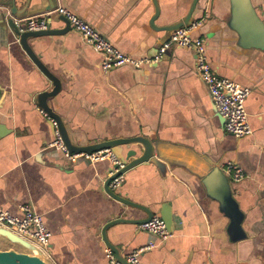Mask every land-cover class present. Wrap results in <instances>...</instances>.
<instances>
[{
	"label": "crops",
	"instance_id": "crops-1",
	"mask_svg": "<svg viewBox=\"0 0 264 264\" xmlns=\"http://www.w3.org/2000/svg\"><path fill=\"white\" fill-rule=\"evenodd\" d=\"M14 2L25 17L56 3L125 55L152 57L165 36L158 27L182 19L192 0H156L154 27L153 0ZM11 3L0 0V207L22 216L20 207L32 205L50 233L53 264H106L105 223L145 214L106 193L108 159L71 162L51 146L52 125L35 102L51 82L2 22ZM204 9L208 15L193 35L205 39L218 75L250 88V135L225 131L191 49L171 46L155 62L103 72L99 55L71 27L30 41L60 80L48 101L73 143L137 135L152 142L155 162L127 170L115 190L153 214L160 215L162 204L172 212L170 236L143 251L140 264H264V0H199L193 16ZM52 16L51 27L62 28ZM226 161L243 168L240 182L222 170ZM106 237L123 257L156 239L130 222L110 226Z\"/></svg>",
	"mask_w": 264,
	"mask_h": 264
},
{
	"label": "built area",
	"instance_id": "built-area-1",
	"mask_svg": "<svg viewBox=\"0 0 264 264\" xmlns=\"http://www.w3.org/2000/svg\"><path fill=\"white\" fill-rule=\"evenodd\" d=\"M52 15L64 16L74 31H76L82 40L90 46L100 57V66L103 72L123 65L140 67L162 58L165 50L171 46L183 47L193 50L195 70L199 78L206 85L211 101L217 113L223 118V127L226 132L234 137L250 135L252 130L248 122L247 112L245 109V100L250 93V88L240 86L236 82L218 75L212 68L205 48V39L202 36L193 35L207 17L208 13L204 9L202 15L194 19L189 25H184L173 31L170 37L157 47L156 54L152 57H133L125 55L111 42H109L101 33H99L88 22L71 12L69 9L57 5L53 9L43 14L23 17L22 22L28 30H43L49 25V18ZM1 100V92H0ZM41 113L49 120L53 126V141L51 146L61 151L63 156L71 162L84 160L96 162L108 159L111 163L109 176L116 174L123 164L120 159L112 152L111 149H100L90 153L78 152L70 153L60 135L56 122L49 117L45 111ZM222 170L228 175L231 182L238 183L245 176L242 167L233 161H226L221 165ZM123 179L122 174L115 176L108 184L110 190L115 191ZM22 216H14L0 207V226L12 231L23 239L33 243L44 253L48 252L50 233L44 226L40 214L33 210L31 204H24L20 207ZM140 229L156 237L136 249H133L124 256L126 264H140V254L156 245V240L163 241L170 236L166 229L164 220L160 215L153 214L152 217L144 223L138 224ZM106 264H124L116 260L110 248L106 247Z\"/></svg>",
	"mask_w": 264,
	"mask_h": 264
},
{
	"label": "water",
	"instance_id": "water-1",
	"mask_svg": "<svg viewBox=\"0 0 264 264\" xmlns=\"http://www.w3.org/2000/svg\"><path fill=\"white\" fill-rule=\"evenodd\" d=\"M198 1L199 0H192L191 5L187 11V14L182 19L170 23L168 25L158 27V30L165 32L164 39L158 44V47L170 37V34L173 31H176L178 28L184 25H189L194 19L198 18V17L195 18L193 16V12ZM153 2L155 5V13L150 19V25L154 27L155 25L154 22L158 17L160 11L157 7L156 0H153ZM56 6L57 4L53 3L52 5L44 7L43 9L38 8L33 13L30 14H43L53 9ZM23 14L24 11H19L16 7L14 0H12L8 14L7 16L3 17L2 22L6 24V26L10 29L12 34L18 39L19 44L24 49L26 54L30 57V59L34 62V64L51 82L50 89L41 91L36 94L35 97L36 106L39 109L45 111L49 117L54 119L58 127V130L60 132V135L62 137V140L64 142V145L66 146L67 150L70 153L72 152L90 153L100 149H106V148L111 149L112 152L120 159V161L123 164V167L116 174L108 176V178L104 183V190L108 195H110L112 198L116 199L117 201L121 202L122 204L131 208L139 209L143 211L145 214V216L140 219L126 218L125 216L118 217L108 221L102 227L101 234L103 241L106 244V247L111 249L116 260L126 264L124 257L120 255L118 249L109 243L106 237V230L110 226H113L118 223L130 222V223L140 224L147 222L152 217L153 211H151L150 208L144 205H141L139 203H136L134 201H131L129 199L120 196L115 191L110 190L108 184L111 181V179H113L115 176L125 173L127 170L135 167L138 164L148 161L155 162L152 142L146 137L137 135L132 137H119V138L107 139L86 145H78L73 143L61 117L53 111L48 101V99L54 97L59 92L61 87L60 80L41 61L39 55L35 53L32 47V43L30 42L32 39H36L48 35H58L67 32L70 29L69 22L64 16L57 15L54 17V19L57 17L59 20H61L64 23V26L62 28L51 27V22L53 19L52 16L49 18L50 22L46 29L28 30L22 22L18 21L21 18L25 17ZM221 119L222 121H224L222 117ZM52 130H53V126H52ZM132 144H138L141 147V150L138 151L136 148L131 147ZM124 147L126 148V150H124ZM160 217L164 220L166 229L171 231L173 228L172 212L170 208L165 204H162L161 206ZM0 242H5L6 245L8 244L11 245V247L7 249H2L0 247V264H53L49 256L46 253H44L41 249H39L37 246H35L33 243L23 239L22 237L16 235L12 231L2 226H0Z\"/></svg>",
	"mask_w": 264,
	"mask_h": 264
}]
</instances>
